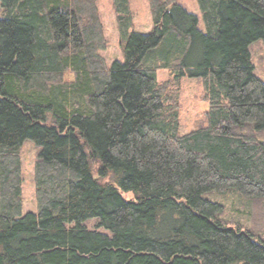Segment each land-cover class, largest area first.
Instances as JSON below:
<instances>
[{
  "label": "trees",
  "instance_id": "16d2710c",
  "mask_svg": "<svg viewBox=\"0 0 264 264\" xmlns=\"http://www.w3.org/2000/svg\"><path fill=\"white\" fill-rule=\"evenodd\" d=\"M148 1L142 33L132 0H112L110 66L100 0H0V264H264V0H197L204 28L180 0ZM184 77L208 109L182 134ZM214 193L239 194L246 222Z\"/></svg>",
  "mask_w": 264,
  "mask_h": 264
},
{
  "label": "rangeland",
  "instance_id": "374dc122",
  "mask_svg": "<svg viewBox=\"0 0 264 264\" xmlns=\"http://www.w3.org/2000/svg\"><path fill=\"white\" fill-rule=\"evenodd\" d=\"M189 11L196 13L200 17L201 28H204L200 7L197 0H180ZM132 10L134 13V30L142 33H149L153 29L151 10L148 0H132ZM99 7L102 19L105 23V32L110 39V44L107 50L102 54L108 60L111 66L116 60L124 61V55L120 46V37L117 29L116 14L113 9L112 0H100ZM1 10V5H0ZM252 55L255 62L258 63L259 58H263V63L260 62V74L264 79V41L258 42L252 47ZM169 76L167 70H160L158 78L160 81L166 80ZM180 119L181 133L185 134L195 129L198 126L205 124V113L208 109V103L204 100L203 87L200 79L184 77L181 82L180 94ZM37 156V147L32 141H26L22 149L23 157V195H24V214L28 212H36L35 184H34V164ZM127 198H132V193H123ZM211 200L225 204L227 215L232 218L240 219L241 222H246L247 214L241 211L244 208L246 201L239 194L220 195L214 193L208 196ZM97 221H91L89 225L95 227Z\"/></svg>",
  "mask_w": 264,
  "mask_h": 264
}]
</instances>
